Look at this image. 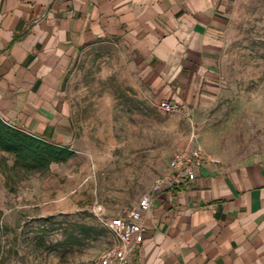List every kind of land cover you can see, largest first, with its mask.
<instances>
[{
    "label": "crops",
    "instance_id": "obj_1",
    "mask_svg": "<svg viewBox=\"0 0 264 264\" xmlns=\"http://www.w3.org/2000/svg\"><path fill=\"white\" fill-rule=\"evenodd\" d=\"M228 2L0 0V115L75 151L17 193L0 168V188L14 201L23 200L30 185V204L40 205L45 216L93 185L92 175L74 164L82 136L63 89L80 53L97 43L131 55L155 104L179 101L192 111L213 101ZM2 154L14 164L12 153ZM148 193L153 203L143 217L144 241L135 249L140 264H264L263 158L209 161L194 180L152 186Z\"/></svg>",
    "mask_w": 264,
    "mask_h": 264
},
{
    "label": "rangeland",
    "instance_id": "obj_2",
    "mask_svg": "<svg viewBox=\"0 0 264 264\" xmlns=\"http://www.w3.org/2000/svg\"><path fill=\"white\" fill-rule=\"evenodd\" d=\"M227 12L219 93L192 111L155 104L125 49L97 43L80 53L63 90L82 136L74 164L93 185L45 216L30 204V185L14 201L1 187L0 264H98L115 240L113 218L148 193L179 149L199 145L230 164L264 159V0H229ZM8 175L17 193L37 173Z\"/></svg>",
    "mask_w": 264,
    "mask_h": 264
},
{
    "label": "built area",
    "instance_id": "obj_3",
    "mask_svg": "<svg viewBox=\"0 0 264 264\" xmlns=\"http://www.w3.org/2000/svg\"><path fill=\"white\" fill-rule=\"evenodd\" d=\"M159 106L166 112L187 110L179 101L163 99ZM209 161L221 162V158L197 145L179 149L169 160V170L158 177L153 185L155 190L166 183H176L184 179L194 180L198 170ZM153 196L144 194L137 204L111 221L115 240L101 254L98 264H140L136 255V246L144 241L143 217L151 208Z\"/></svg>",
    "mask_w": 264,
    "mask_h": 264
},
{
    "label": "trees",
    "instance_id": "obj_4",
    "mask_svg": "<svg viewBox=\"0 0 264 264\" xmlns=\"http://www.w3.org/2000/svg\"><path fill=\"white\" fill-rule=\"evenodd\" d=\"M0 150L12 153L15 162L5 165L0 162V166L6 175L8 185L11 180L8 171L23 173L28 177L35 173H46L54 161H67L73 156L74 150L68 146H61L52 143L34 133L28 132L6 121L0 115ZM1 225V214H0ZM1 254V244H0Z\"/></svg>",
    "mask_w": 264,
    "mask_h": 264
}]
</instances>
